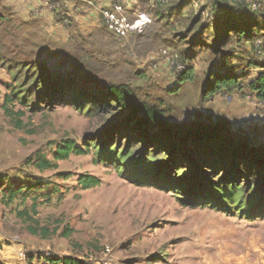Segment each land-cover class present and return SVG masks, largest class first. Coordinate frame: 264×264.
I'll list each match as a JSON object with an SVG mask.
<instances>
[{
  "label": "rangeland",
  "instance_id": "rangeland-1",
  "mask_svg": "<svg viewBox=\"0 0 264 264\" xmlns=\"http://www.w3.org/2000/svg\"><path fill=\"white\" fill-rule=\"evenodd\" d=\"M48 1L65 15L93 1L90 20L97 26L80 30L64 18V35L48 33L19 23L11 6L0 5V180L5 183L0 187V264L46 259L55 264L68 259L77 264H264V200L249 215L233 201L207 203L211 188L232 175V165L229 172L219 173V166L205 177L180 174L168 164L174 142L167 138L158 150L152 142L165 129L178 137L220 132L237 147L261 148L264 157V101L245 87L264 73V53L256 49L264 43L263 28L256 29L251 43L233 39L223 50L227 58L215 57L206 39L209 30L219 33L215 24L221 10L231 22L258 24L264 0H109L99 6L97 0ZM110 4L121 5L133 21L145 14L151 23L119 37L98 22L100 7ZM190 65L191 80L179 84L177 74ZM47 70L66 74L73 89L42 93L38 77ZM222 73L237 77L241 89L204 99L214 75ZM108 85L126 86L138 101L161 109L163 125L144 126L143 142L118 130L125 111L91 115L76 107L77 98L94 97ZM68 141L87 152L57 161L51 170L33 165L36 154L52 160L56 147ZM114 148L127 149L126 156L120 159ZM150 155H156L149 163L153 168L140 166L143 176L135 178L139 159ZM85 175L98 178L100 185L82 190L78 180ZM235 177L246 187L259 183L264 192L263 179ZM9 187H22L26 201L18 200L19 193L7 206L3 196ZM33 202L36 213L30 211ZM24 209L25 218L18 215ZM29 225L48 236L31 234Z\"/></svg>",
  "mask_w": 264,
  "mask_h": 264
},
{
  "label": "trees",
  "instance_id": "trees-1",
  "mask_svg": "<svg viewBox=\"0 0 264 264\" xmlns=\"http://www.w3.org/2000/svg\"><path fill=\"white\" fill-rule=\"evenodd\" d=\"M219 13H222L221 15L223 16L222 19L215 24L216 30L219 29V33L214 30H209L206 34V39L209 43L207 48L215 57H219L221 55L226 57V54L223 51L224 47L229 45L233 39L237 43L240 41H243L244 43H251V41L256 39V29L258 27L263 28L262 32H264V18L258 24L255 23L253 19L236 23L231 22L229 19H224L223 10ZM57 16L59 17V19H57L58 23H60V21L64 18L68 19L71 24L75 23L73 16L69 14L65 15V13H59ZM194 27L195 24L193 23L191 25V30H193ZM203 33L204 32H200L199 34L203 35ZM74 35L70 36V38L72 39ZM262 37L264 40V34ZM258 44L264 53V43L261 41ZM191 66L192 65L184 67L183 71L177 74L175 80L179 82V84H183L191 80L194 73V67ZM49 72L50 70L44 72L41 71L38 77V82L40 83L43 78L42 85L43 88L46 87L44 90L43 88L41 89L42 93L57 90L63 94L67 90L73 89L66 74L49 75ZM240 84L239 79L233 74L222 73L220 75H214V80L209 85L208 90L204 92L203 98L211 99L222 91L227 93L229 92L228 94H231V92L241 89ZM40 87L41 85L36 86V88ZM245 87L248 88L250 93L254 94L258 100L264 101V73H260L252 80H249L245 84ZM95 91L97 92V90ZM92 96L93 95H83V97L80 96L77 98L76 107L81 108V105L84 106L86 112L91 115H94L97 112L99 114L101 112L104 114H113V111H125L126 118L123 119L125 121L120 124L118 130L120 132L124 131L128 134V136L141 139L143 142L145 141L147 133L144 130V126H158L163 125L164 123L163 111L161 109L138 101L135 92L126 86L108 85L103 91L94 95V97ZM5 110L8 112L7 108ZM16 124L18 125V123ZM179 135L180 134H177L174 130L171 131L170 129H165L163 134L157 137V141L152 142L153 146H156L154 150H158V146L161 145L167 138L174 142V145L168 151L170 155L168 164L176 166L177 170L180 171V174L195 176L200 174L199 172H202L204 174L203 177H205L208 170L213 173L216 167L222 166L219 173L223 171L229 172L230 165L233 167L230 178L226 180L223 178L220 182H218V185L211 188L213 197L210 198L209 202H207L210 204L209 207H214L219 201H221L222 204L233 201L238 205H242V209L244 208V211H247L248 213L260 203L261 198L264 200V192L262 193L258 190L259 183H257V185H249L246 187L247 184L242 185L237 183V178L235 177L238 175H245L247 178H252L254 175L258 181L263 179L264 184V164H260L261 162H264V157L260 153L261 148L257 149V147H249L245 145H239L237 147L236 143L232 144L230 139L228 137H223L220 132L195 131L192 134H184L182 137H178ZM177 138H180L179 143L175 140ZM114 149H116L114 152L119 154L118 157H120V159L126 156L125 152L127 149H123L121 151H117V148ZM87 150H82L80 147H76L71 141H68L63 146L59 145L56 147L52 160L47 159L43 155L36 154L37 157L33 160V165L36 166L39 171L55 169L57 167V161L66 160L70 155H83L87 152ZM110 151L108 150L106 155H110L111 158L114 154ZM145 152V148H142L143 155ZM147 157L148 158L146 160L139 159V163H137L139 168H137L136 171L141 172H133L132 174L135 178H138L143 174V169L140 166L146 167L148 170L153 168V165H149V163H151L153 159L154 161L156 160V155H150ZM250 158H254V160L251 161ZM229 159L231 160L230 162ZM30 160L32 159H29L28 161ZM225 162H227V164ZM241 167L244 169L243 172ZM182 168H186V170H180ZM197 168H206L207 170L199 171ZM255 172L257 173L255 174ZM78 182L82 190H87L100 185V180L90 175L80 177ZM146 182H148V180ZM3 186H5L4 180H0V187ZM28 188L30 190H34L35 187L29 186ZM8 190L9 193L3 196L6 200L5 204L7 206L14 201L16 195L19 193L22 195L18 198V200L22 203L26 201V194L22 193V187L17 189L9 187ZM247 193L249 195L245 199L244 194ZM35 205V202H33L30 208V211H33L34 213H36ZM27 212L28 210L24 209L23 211H20L18 215L25 218L27 216ZM259 212V209H257L256 212H253V214H257ZM249 214H252V212L248 213V215ZM28 231L33 235L41 234L44 238L48 236L45 230L38 231V229L32 225L28 226ZM40 260H42V258ZM53 261L54 260L52 259H46L43 262L41 261V263L55 264ZM56 262L57 264L60 262H62V264H77L75 261L70 259Z\"/></svg>",
  "mask_w": 264,
  "mask_h": 264
},
{
  "label": "crops",
  "instance_id": "crops-1",
  "mask_svg": "<svg viewBox=\"0 0 264 264\" xmlns=\"http://www.w3.org/2000/svg\"><path fill=\"white\" fill-rule=\"evenodd\" d=\"M106 1L108 2L109 0H97L99 4L96 6H99L101 3ZM88 4L91 7L83 5L78 6V8L74 7L70 9L69 15L73 16L75 22L74 24L80 30H83L85 26L87 27L94 24V22H90V19L93 18L94 14V2L89 1ZM0 5L11 6L13 8V12H15V17L19 20V23H21L20 20H22L25 22L24 25L26 26L45 28L48 33L63 32V35L64 32L68 30V28L64 25L63 20H61L60 23L57 21V19H59L57 16L59 11L51 10V8L45 4L44 0H0ZM76 12L78 14H82L83 17L79 16V18Z\"/></svg>",
  "mask_w": 264,
  "mask_h": 264
},
{
  "label": "built area",
  "instance_id": "built-area-1",
  "mask_svg": "<svg viewBox=\"0 0 264 264\" xmlns=\"http://www.w3.org/2000/svg\"><path fill=\"white\" fill-rule=\"evenodd\" d=\"M44 2L51 8V10L58 11L54 5L49 4L48 0H44ZM135 16L136 19L133 21V19L131 20L128 16H126L125 9H123L121 5L110 4L108 6L100 7L98 12V22L101 20L109 32H112L119 37L126 38L128 37L129 32L134 29L141 31L147 24L151 23V20L145 14H136ZM92 26H97V22L94 21ZM257 48H259V44H256V49ZM248 99L249 96L247 95L245 100Z\"/></svg>",
  "mask_w": 264,
  "mask_h": 264
}]
</instances>
